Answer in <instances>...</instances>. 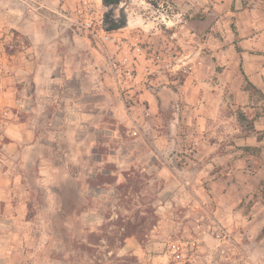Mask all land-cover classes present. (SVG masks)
Here are the masks:
<instances>
[{"label":"rangeland","instance_id":"rangeland-1","mask_svg":"<svg viewBox=\"0 0 264 264\" xmlns=\"http://www.w3.org/2000/svg\"><path fill=\"white\" fill-rule=\"evenodd\" d=\"M0 1V264H264V0Z\"/></svg>","mask_w":264,"mask_h":264},{"label":"trees","instance_id":"trees-1","mask_svg":"<svg viewBox=\"0 0 264 264\" xmlns=\"http://www.w3.org/2000/svg\"><path fill=\"white\" fill-rule=\"evenodd\" d=\"M104 5L110 7V15H113L112 8L116 3V0H102ZM124 20L122 24L115 23L113 27H121L124 24ZM241 73L244 76V85L242 89L248 92L249 98H251V93H256L260 100H264V92L257 87L252 81L249 80L245 72L241 69ZM256 107V110L253 113H249L245 110L244 105H238L234 110L236 115V120L238 122L239 134L238 137H250L254 136L258 141L262 140L264 137V129L257 130L255 128L254 122L259 117H264V104L257 105V103H253ZM237 150H240L242 154H249L254 156H259L261 152L260 146L255 145H239L236 146ZM255 194L264 201V179H261L257 185ZM261 234H264V226L261 229Z\"/></svg>","mask_w":264,"mask_h":264},{"label":"crops","instance_id":"crops-1","mask_svg":"<svg viewBox=\"0 0 264 264\" xmlns=\"http://www.w3.org/2000/svg\"><path fill=\"white\" fill-rule=\"evenodd\" d=\"M230 3V2H229ZM220 5L218 3H214V5L210 8L206 10V16L208 14H210V10H217L218 7ZM7 6L3 5V1H0V11H2L1 14L5 13L6 14V10ZM192 7V6H190ZM230 8V6H229ZM189 20V19H188ZM203 21V20H202ZM7 25H13L12 23H8ZM15 27V26H14ZM238 59H242L243 60V64L244 67H248L249 70L252 69V76H250V73H246L245 74L250 78V81H252L257 87H264V47L263 48H259L258 51H244L241 52V57L239 55H237ZM221 85V83H220ZM232 88V86H231ZM230 91H232V93H234V97L235 100L240 103V105H244L248 103L249 100V96L248 94L245 93V91L241 88H235L233 87ZM255 128L257 130H262L264 129V117H259L255 122H254ZM235 133L239 134V128L236 127V129H234ZM264 138V137H263ZM264 142V139L258 141L254 136H250V137H236V141L235 143L237 145H255V146H259L261 145V143ZM3 146H6V144H4ZM4 155L1 154L0 156V161H2V157ZM5 172L0 171V193L4 188L5 185Z\"/></svg>","mask_w":264,"mask_h":264},{"label":"flooded vegetation","instance_id":"flooded-vegetation-1","mask_svg":"<svg viewBox=\"0 0 264 264\" xmlns=\"http://www.w3.org/2000/svg\"><path fill=\"white\" fill-rule=\"evenodd\" d=\"M120 1L121 0H116V3H115V5L112 8L113 15H110L109 11H106L104 16H103V20L106 21L109 24V26H108L109 30H113V29L119 28V27H113L114 26L113 24H115V23L122 24L123 20L125 21L124 15L122 14L124 10H123V8H121L122 5H120ZM105 6H107V5H105ZM115 10H118L119 14H114Z\"/></svg>","mask_w":264,"mask_h":264},{"label":"built area","instance_id":"built-area-1","mask_svg":"<svg viewBox=\"0 0 264 264\" xmlns=\"http://www.w3.org/2000/svg\"><path fill=\"white\" fill-rule=\"evenodd\" d=\"M135 132V131H134Z\"/></svg>","mask_w":264,"mask_h":264}]
</instances>
